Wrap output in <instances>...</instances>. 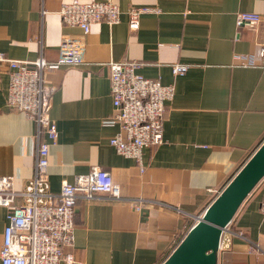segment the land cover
<instances>
[{"label":"crops","instance_id":"obj_1","mask_svg":"<svg viewBox=\"0 0 264 264\" xmlns=\"http://www.w3.org/2000/svg\"><path fill=\"white\" fill-rule=\"evenodd\" d=\"M72 1L0 0V50L57 62L63 36L82 34L60 13ZM79 1H111L120 21L91 24L81 64L44 71L55 86L51 117L59 132L53 143L41 136L50 142V188L58 192L63 182L100 167L112 174L121 198L79 197L74 244L65 249L73 264H161L264 140V0ZM132 6L156 9L133 29ZM239 12L262 19L239 24ZM128 61L174 87L164 140L144 149L142 166L116 151L110 138L120 126L104 121L115 113L111 63ZM177 63L188 65L184 74L173 73ZM8 70L0 63V175L23 188L35 173L38 127L8 105ZM263 197L264 178L230 223V246L219 250L218 264H264ZM6 224L7 208L0 205V251Z\"/></svg>","mask_w":264,"mask_h":264},{"label":"built area","instance_id":"obj_2","mask_svg":"<svg viewBox=\"0 0 264 264\" xmlns=\"http://www.w3.org/2000/svg\"><path fill=\"white\" fill-rule=\"evenodd\" d=\"M155 9L148 6L130 7V27L137 29L141 15ZM60 13L65 24L79 27L82 34L63 36L57 62L50 63L43 57L35 60L12 58L0 50V63L9 68L8 105L24 112L38 127L33 177L23 188H16L12 176L0 175V205L7 208V224L0 251L2 264L75 263L73 253L65 248L74 244L77 199L82 196L95 199L105 193L111 198H121L120 187L112 174L100 167L77 175L73 182H63L58 192L50 188V142H56L59 132L51 117L55 86L45 82L44 71L84 62L86 37L91 24L100 21L118 23L121 10L111 1L73 0L63 4ZM237 16L239 24L251 27L262 19L260 14L253 12H239ZM260 53L264 58V44ZM238 59H243L244 64L253 63L250 56ZM138 67L139 63L133 61L111 63L115 113L104 121L120 126L119 132L110 138L116 151L134 158L142 166L144 149L164 140L163 117L167 103L173 98L174 87L145 77L138 72ZM187 69L188 65L177 63L173 66V73L184 74ZM42 135H46L50 142L41 139ZM260 209L264 215V197ZM229 225L223 230L219 250L230 246Z\"/></svg>","mask_w":264,"mask_h":264},{"label":"water","instance_id":"obj_3","mask_svg":"<svg viewBox=\"0 0 264 264\" xmlns=\"http://www.w3.org/2000/svg\"><path fill=\"white\" fill-rule=\"evenodd\" d=\"M264 178V140L161 264H218L221 236Z\"/></svg>","mask_w":264,"mask_h":264},{"label":"trees","instance_id":"obj_4","mask_svg":"<svg viewBox=\"0 0 264 264\" xmlns=\"http://www.w3.org/2000/svg\"><path fill=\"white\" fill-rule=\"evenodd\" d=\"M183 237H184V236H183ZM183 237H182V238H183ZM182 238H181V239H182ZM181 239L176 243V245L174 246V248L178 245V243L181 241Z\"/></svg>","mask_w":264,"mask_h":264}]
</instances>
